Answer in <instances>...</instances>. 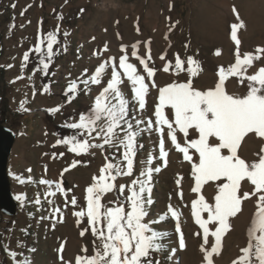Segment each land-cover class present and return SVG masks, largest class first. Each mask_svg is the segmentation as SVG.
<instances>
[{
  "label": "rangeland",
  "instance_id": "374dc122",
  "mask_svg": "<svg viewBox=\"0 0 264 264\" xmlns=\"http://www.w3.org/2000/svg\"><path fill=\"white\" fill-rule=\"evenodd\" d=\"M240 21H243V27L237 31L240 52H255L257 47H264V0H0V64L4 70L0 76V121L15 132L8 160V176L17 202L14 215L7 216L0 211V264H17L25 258L31 264H72L75 248L66 250L70 239L87 247L85 255H92L94 249L103 252L102 240L93 236L90 228L84 236L80 235L81 230L88 227L87 218L78 225V218L73 213L86 208L85 190L93 183V177L100 174L106 162L105 156L115 157L113 162L123 163L120 156L123 149L118 151L106 145L103 149L92 148L77 155L68 150V145L53 147L57 139L76 134V130L64 125L77 121L80 113L91 108L95 96L111 78V68L99 85L90 84L86 89L80 81L87 79L109 57L117 58L118 63L124 54L121 45L127 46L130 62L143 72L139 61L131 57L132 45L137 44L141 56L150 50L152 60L149 66L156 69V87H149L144 111L135 113L137 118L147 121L153 117L159 88L189 80L187 71L175 68L177 54L185 62V68L188 67V57L199 62L200 71L192 77L194 88L204 91L215 87L218 69L221 66L227 68L235 61L237 45L231 38V25ZM48 33L54 34L55 43L54 55L45 74L41 54L35 49L39 47L41 52H47ZM105 45L107 51H104ZM26 52L29 56L27 61L24 60ZM162 55L164 59H161ZM44 59L46 61V57ZM169 62L170 69L165 72L163 69ZM262 64L264 59L255 62L248 70L249 74ZM72 81L77 82L78 89L69 103L66 90ZM121 89L131 98V88L126 79ZM225 89L229 94L243 96L247 93V82L241 84L237 77H230L225 82ZM21 102H24V109H21ZM58 106V112L49 111ZM134 107L137 106L133 104ZM165 111L172 118V110L166 108ZM140 127L144 128L145 124ZM123 135L120 133L121 138ZM177 135L183 144V134ZM197 136L198 133L190 131L188 138ZM159 139L155 130L145 131L137 139V144L143 147H137L133 174L118 177L117 187L130 184L139 176L140 171L147 167L146 161L151 153L155 157L151 166H159L161 171L153 173L154 202L148 206L149 215L145 222L159 220L171 204L180 213L179 224L185 244L180 248L176 220L169 214L166 219L151 225L156 231L167 233L159 241L164 248L153 253L152 258L159 264H203V230L195 223L191 208V202L197 199V194L191 190L194 186L192 162L184 159L165 132L168 155L164 166L159 157ZM90 142L103 141L96 138ZM262 147L264 138L249 134L239 144L237 154L246 161H252L258 159L257 154ZM223 151L228 154L227 150ZM53 153H56L55 158ZM190 154L193 161L198 162L194 149H190ZM73 161L79 163L63 173V186L71 189L69 201L75 195L78 203L68 208L64 207L65 198L60 192L49 195L56 191L55 183L49 185L40 181L60 180L62 170ZM253 188L250 182L242 181L241 195ZM215 192V183L205 185L203 189L210 203H214ZM118 194V190L107 193L104 202L115 200ZM56 207L61 210L62 221L61 213L52 218ZM255 211V196L242 202L239 221L230 218L231 227L222 236L220 253L213 257L214 264H233L238 254L236 239L248 236ZM203 215L206 218L207 214ZM209 227L214 230L215 225ZM212 243L214 237L209 236V243L204 246L208 248ZM11 253H16L15 257ZM252 264H258L255 257Z\"/></svg>",
  "mask_w": 264,
  "mask_h": 264
},
{
  "label": "snow or ice",
  "instance_id": "6c2138e0",
  "mask_svg": "<svg viewBox=\"0 0 264 264\" xmlns=\"http://www.w3.org/2000/svg\"><path fill=\"white\" fill-rule=\"evenodd\" d=\"M241 27L243 21L231 25V38L237 45L235 61L227 68L221 66L218 69V81L214 88L204 91L194 88L192 77L198 75L200 71L199 62L188 57V67L185 68V62L177 54L175 68L177 71H187L189 80L173 82L159 88L158 103L153 113L154 119L149 117L145 121L135 115L136 112L144 111L149 87H156L154 80L156 69L149 66L152 60L150 50L145 56H141L137 44L132 45L131 57L139 61L143 72L138 70L136 64L130 62L127 46L121 45L124 54L119 57L118 63L117 58L109 57L108 60L102 61L87 79L80 81L86 89L90 84L99 85L108 68H111V78L95 96L91 108L87 112L80 113L77 121L64 125L76 130V134L57 139L53 147L60 144L68 145L70 152L80 155L92 148L103 149L107 145L117 148L118 151L123 149L120 153L123 163L113 162L115 157L105 156L106 162L101 167L100 174L93 177V183L85 190L86 208H80L73 213L78 218V225L83 218H87L88 227L81 230V236H84L90 228L92 235L103 242L102 253L99 249H94L92 255H77L75 264H159V261H154L152 254L164 248L159 241L167 233L158 232L151 225L166 219L169 214L176 220V231L180 234V248L185 246L179 224L180 213L171 204L159 220L145 222V217L149 215L148 206L154 202L153 173L161 171L159 166L155 168L151 166L155 159L151 153L146 161L147 167L140 171L139 176L130 184H119L117 187L118 177L133 174L137 147H143L137 144V139L145 131L153 130L160 137L159 157L163 160L164 166L167 164L168 155L165 150V132L175 149L183 154L185 160L192 162L194 186L191 190L197 194V199L191 202V208L195 223L203 230L204 244L201 245V250L204 252L203 264H214L213 257L220 253L222 236L231 227L230 218L235 217L242 210L244 200L253 196L256 197V211L248 228V246L241 249L243 255L234 260L233 264H252L253 257L258 264H264V147L257 154L258 159L252 161H246L237 154L239 144L249 134L264 138V64L252 74L248 72L255 62L264 59V47H257L255 52L241 53L240 41L237 37V31ZM48 37L46 53L41 52L39 47L35 49L41 54L45 74L54 55L55 43L53 33H48ZM104 51H107V45L104 46ZM216 54H220L219 50ZM28 59L26 52L24 60ZM161 59H164L163 55ZM170 65L171 62L166 64L163 70L168 72ZM84 71L88 72L87 69ZM230 77H237L241 84L247 82L245 95L237 96L226 91L225 82ZM125 79L131 88V100L121 89ZM77 89V82L72 81L66 90L69 103ZM44 90H48L47 86ZM133 104L137 107L133 108ZM166 108L172 110V118L165 111ZM21 109H24V102H21ZM59 110L58 106L49 111ZM130 112L133 114L130 115ZM141 124H145V127L141 128ZM190 131L198 133L197 138L189 139ZM120 133L124 134L122 138ZM178 133L183 134V144L178 140ZM96 138H101L103 142H90ZM190 149H194L198 154V162L193 161ZM223 150H227L228 154H224ZM55 156L56 153H53V158ZM78 163L79 161H73L68 168L63 169L58 181H40L49 185L55 183L56 191L50 192L49 195L60 192L65 198V207L69 203L75 207L78 201L75 195L70 201L68 200L71 189L64 188L63 173ZM218 181L223 182L216 183ZM242 181L250 182L254 186L253 190L245 191L241 195ZM213 183L216 192L214 203H210L203 189L205 185ZM179 184L180 179L177 180V185ZM114 190H118L117 198L104 202L106 194ZM179 195L182 199V191ZM17 199L20 197L17 196ZM56 213H61L59 207L53 210V219L56 218ZM204 213L207 214L206 218ZM60 218L62 221V213ZM209 225H215L214 230ZM209 236L214 237V243L206 248L204 245L209 243ZM60 251H63V245ZM87 251V247L82 248L83 253ZM172 251L175 252V249ZM11 255L15 257L16 253ZM17 264H31V262L25 258Z\"/></svg>",
  "mask_w": 264,
  "mask_h": 264
},
{
  "label": "water",
  "instance_id": "95a60500",
  "mask_svg": "<svg viewBox=\"0 0 264 264\" xmlns=\"http://www.w3.org/2000/svg\"><path fill=\"white\" fill-rule=\"evenodd\" d=\"M14 140L15 132L0 122V211L7 216L14 215L17 209L8 176V160Z\"/></svg>",
  "mask_w": 264,
  "mask_h": 264
},
{
  "label": "bare ground",
  "instance_id": "6f19581e",
  "mask_svg": "<svg viewBox=\"0 0 264 264\" xmlns=\"http://www.w3.org/2000/svg\"><path fill=\"white\" fill-rule=\"evenodd\" d=\"M69 200V199H68ZM65 207V206H64ZM63 207V208H64ZM68 208L69 207H71L72 208V205L71 204H68V206H67ZM239 217H240V214L238 213L235 217H234V219L235 220H238L239 221ZM248 236H238V238L236 239V250H237V257H236V259L239 257V256H241L243 253L241 252V249L242 248H245V247H247L248 246ZM82 243V242H81ZM80 242H78V241H73V240H69V242L67 243V245H66V250L67 251H69L70 249H71V247H74L75 249H74V254L72 255V257H73V259H72V264H75V257L77 256V255H85L83 252H82V248H84L83 247V245L81 244ZM81 252L83 253V254H81Z\"/></svg>",
  "mask_w": 264,
  "mask_h": 264
},
{
  "label": "trees",
  "instance_id": "16d2710c",
  "mask_svg": "<svg viewBox=\"0 0 264 264\" xmlns=\"http://www.w3.org/2000/svg\"><path fill=\"white\" fill-rule=\"evenodd\" d=\"M3 74H4V70H3L2 65L0 64V76H3ZM129 100H131V98H129ZM132 107H133V105H132ZM131 114H133V113L130 112V115H131ZM0 122H1V121H0Z\"/></svg>",
  "mask_w": 264,
  "mask_h": 264
}]
</instances>
